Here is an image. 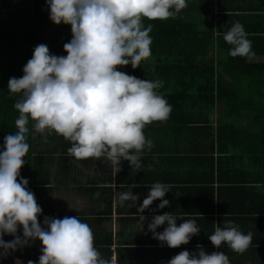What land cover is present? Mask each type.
<instances>
[{
    "label": "clouds",
    "instance_id": "1",
    "mask_svg": "<svg viewBox=\"0 0 264 264\" xmlns=\"http://www.w3.org/2000/svg\"><path fill=\"white\" fill-rule=\"evenodd\" d=\"M48 19L54 25H69L71 39L63 45L66 55L51 54L44 43L36 45L20 77H10L8 94H19L14 108L13 133L4 136L0 147V257L6 258L19 248L40 241V255L28 264H113L93 243L90 226L78 216L44 217L42 209L20 176L29 144L28 124L47 138L53 133L71 142L67 149L76 160L104 157L113 172L121 171V161L130 168L142 166L146 144L143 129L154 121H164L171 105L158 89L160 79H140L117 70V66L139 67L151 55L152 25L143 19L166 20L187 6L186 0H45ZM232 57L251 54V41L239 21L223 33ZM19 178V179H18ZM147 196L137 207L139 219L153 201L157 208L169 205L164 199L169 185L151 184ZM95 195H99L96 193ZM122 201H137L132 192L119 194ZM181 219L172 212L151 217L148 231L161 246L177 248L189 243L201 231L193 219ZM164 226L162 231L156 229ZM18 230L22 234H17ZM11 235L10 241L3 237ZM215 249L207 252L201 245L196 251L182 250L164 264H230L218 249L225 245L234 252L249 246L251 233H244L232 221L224 226L214 223L207 236ZM15 264H20L19 259Z\"/></svg>",
    "mask_w": 264,
    "mask_h": 264
},
{
    "label": "trees",
    "instance_id": "2",
    "mask_svg": "<svg viewBox=\"0 0 264 264\" xmlns=\"http://www.w3.org/2000/svg\"><path fill=\"white\" fill-rule=\"evenodd\" d=\"M31 1L33 9L24 20L26 16L17 10H7L4 0H0V147L4 136L16 131L14 122L19 115L13 106L19 94H8L9 78L23 74L22 68L36 45L44 43L51 54L66 55L63 45L71 39L62 37L63 30L48 19L45 0ZM205 3L209 10H204V5L201 14L208 17L197 16V10L192 7L166 20L143 19L144 27L152 25L150 57L142 60L136 69L127 65L117 66V70L140 79L163 81L157 91L171 105V112L166 120L153 124L163 127V134L176 147L173 150L180 151L172 153H182V161H191L194 171L196 168L211 176L208 184L213 183L214 172H218L221 180L229 181L225 192L236 199V206L242 207L238 211L240 222L250 223L249 215L260 213L261 217L255 220L259 230L253 232L256 240L264 241V21L226 22L232 16L216 15L217 6ZM9 19L11 25L7 27L5 22ZM235 21L243 25L251 41V54L243 57L228 55L231 46L223 40V33ZM207 109L217 113L219 137L214 133L216 121L208 119ZM28 128L29 150L23 158L20 176L28 180V188L33 192L41 182L38 167L43 158L39 157L40 151L33 141L36 133L31 121ZM250 188L262 191L252 194L251 207L242 199ZM46 216L51 217L41 212L38 222L42 224ZM17 234L22 232L18 230ZM3 239L7 242L13 237L5 235ZM98 242L101 245L94 247L101 256L111 254L112 238ZM39 243L33 241L6 258L0 257V264H15L16 259L20 264L36 262Z\"/></svg>",
    "mask_w": 264,
    "mask_h": 264
},
{
    "label": "crops",
    "instance_id": "3",
    "mask_svg": "<svg viewBox=\"0 0 264 264\" xmlns=\"http://www.w3.org/2000/svg\"><path fill=\"white\" fill-rule=\"evenodd\" d=\"M262 1L186 0L187 6L181 11L195 7L199 16L205 2H210L217 6L216 15L226 13L232 16L226 22L235 19L249 21L251 17L263 21ZM221 9L227 11L222 12ZM163 129L153 122L146 125L143 132L151 143L146 144L142 151V166L130 168L128 162L122 160L118 173L113 172L110 162L104 157L76 160L67 152L71 142L60 135L53 133L45 139L44 135L35 132L33 141L43 161L38 167V180L41 182L34 187L33 193L42 212L56 218L78 216L90 226L94 245H101L98 241L112 238L109 245L111 254L102 253V257L113 259L115 264H164L182 250L196 251L197 245L212 252L215 249L207 236L214 231V223L224 226L227 221H232L240 231L251 233L249 246L243 252H234L222 244L218 250L228 256L230 264H264V241L256 240L253 232V229L259 230L255 220L261 217L260 213L250 214V223L240 222L238 211L242 207L236 206V199L225 192V188L230 186L229 181L221 180L218 172H214V181L208 184L210 175L205 176L196 168L194 171L191 161H182V153H172L180 151L173 150L176 147L167 139V134H163ZM154 182L169 185V192L164 196L169 205L159 209L160 201H153L142 213L145 219L140 220L137 207ZM124 192H132L138 197L137 201L120 200L119 194ZM259 192L262 194L261 190L251 189L242 199L251 207L252 194ZM168 211L181 218L176 221L177 225L183 219L195 220L201 229L199 234L193 236L188 244L177 248L161 246L148 231V223L152 216ZM163 227L156 231H162Z\"/></svg>",
    "mask_w": 264,
    "mask_h": 264
},
{
    "label": "rangeland",
    "instance_id": "4",
    "mask_svg": "<svg viewBox=\"0 0 264 264\" xmlns=\"http://www.w3.org/2000/svg\"><path fill=\"white\" fill-rule=\"evenodd\" d=\"M32 3L33 2L31 0H19L18 2H15V0H4L5 8L7 10H12V11L17 10L21 15L26 16L24 18V20L28 19L27 16H29V15L27 13H29L33 9ZM262 4L264 6V0L262 1ZM197 6H198V4H197ZM204 10H206V11L209 10V9H207V5L204 6ZM201 15L208 17L204 13L201 14ZM263 21H264V17H263ZM249 22L258 23V22H261V21H257L254 17H251L250 20H249ZM29 23H30V21L28 20V24ZM28 24L26 25V27L28 26ZM262 24H264V22ZM7 25H11V20L10 19L7 22H5V26H7ZM201 25L204 26L203 25V22H202ZM7 27H10V26H7ZM56 28L57 29H60V30H63L62 31V37L71 38V30L68 27V25H63V24L56 25ZM196 42H198V41L196 40ZM223 60L225 61V59H223ZM207 111L209 113V116H208L209 118L208 119H210V121H213V120L216 121V128L214 130V133H215L216 137L217 136L219 137L220 136V126H219V122L216 120L217 119L216 118L217 113L215 111L213 113L212 112V109H207ZM112 261H113V264H115L113 259H112Z\"/></svg>",
    "mask_w": 264,
    "mask_h": 264
}]
</instances>
